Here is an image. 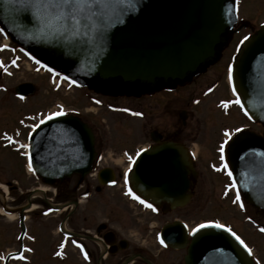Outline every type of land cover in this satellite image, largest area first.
Here are the masks:
<instances>
[{
  "label": "water",
  "instance_id": "1",
  "mask_svg": "<svg viewBox=\"0 0 264 264\" xmlns=\"http://www.w3.org/2000/svg\"><path fill=\"white\" fill-rule=\"evenodd\" d=\"M231 0H109L107 27L102 35L80 42L41 32L35 23L21 26L17 6L0 0V20L38 53L59 60L100 82L120 79L124 83L154 86L161 81H184L212 60L230 26ZM232 82L241 106L264 125V26L249 37L232 69ZM21 97L33 95L31 83L16 88ZM167 146L163 152H145L138 157L131 186L144 200L161 206L183 205L190 198L191 165L185 151ZM264 140L254 134L239 135L228 150V160L246 199L264 210ZM30 164L47 185L74 173L91 170L95 157L92 129L78 117L53 115L39 123L29 142ZM241 152V153H240ZM103 175H108L104 170ZM188 186V187H187ZM254 189L258 193L249 192ZM263 191V192H262ZM262 192V193H261ZM258 198V200L256 199ZM173 227L164 239L175 236ZM186 264H254L244 245L226 229L197 228Z\"/></svg>",
  "mask_w": 264,
  "mask_h": 264
},
{
  "label": "flooded vegetation",
  "instance_id": "2",
  "mask_svg": "<svg viewBox=\"0 0 264 264\" xmlns=\"http://www.w3.org/2000/svg\"><path fill=\"white\" fill-rule=\"evenodd\" d=\"M231 8V27L214 60L202 66L185 81L163 80L145 90L148 91V101L153 103L150 105L153 111L150 113L151 118L154 120V111L159 110V116L156 117L161 122L158 125L153 121L149 137L155 140L147 141V146L142 148L156 151L170 143L175 145L174 149L178 153L179 149L185 151L189 161L187 163L192 165L194 173L187 175L188 183L191 181L192 185L183 191L182 196L190 199L183 205H153L156 209L154 211L141 203V198L137 200L131 194L134 192H129V168L125 171L114 170L110 179L102 177L99 171L85 175L74 174L62 182L57 181L53 185L55 192L47 194L44 179L29 170L26 151L22 152L24 162L10 168L15 177L13 175L4 179L0 176L1 264H23L30 260L40 264H185L191 238L187 236L184 241L175 238L169 246H163L160 237L168 225H173L172 232L177 236L184 231H192L200 224L198 222L191 226L189 212H185L195 207L193 201L201 174L196 165L204 164L206 154L210 158L209 165L224 164L227 147L239 133L254 131L264 136L263 126L256 124L260 129L255 130L252 120L242 112L238 113V97L229 78V67L232 66L241 43L260 24L245 19L236 12L233 3ZM194 86V93L185 96L184 93ZM136 88L142 91L140 86L137 85ZM177 94L184 95L182 99L185 106L181 102V107L175 110L177 121L173 123L174 108L171 104ZM223 102H227V106ZM210 103V107L220 115L213 129L219 132L218 140L212 134L216 139L214 151L213 148L209 150L202 145L212 139V135L203 130L204 125L201 126L200 123L196 131L192 125L194 110ZM139 114L144 118L146 113L140 109ZM238 119L242 121L241 124H236ZM236 128H241V132H235ZM225 129L232 133L231 139L225 134ZM95 137L97 155L93 170L106 159L97 147V134ZM224 140H228V143L223 145L225 151L221 154L219 149ZM26 143L27 141H23V144ZM221 155L224 156L223 160ZM1 173L2 171L0 175ZM109 180L113 184L104 185ZM234 189L243 198L247 212L246 226L250 235L264 238V231H261L264 229V210L244 199L243 193H238V186L235 185ZM61 194L67 196L63 201ZM60 202L67 204L63 207ZM194 211L199 215L200 205ZM231 229L252 247L242 233L232 226ZM21 255L24 259L20 258ZM253 258L256 264L261 263L257 252H254Z\"/></svg>",
  "mask_w": 264,
  "mask_h": 264
},
{
  "label": "rangeland",
  "instance_id": "3",
  "mask_svg": "<svg viewBox=\"0 0 264 264\" xmlns=\"http://www.w3.org/2000/svg\"><path fill=\"white\" fill-rule=\"evenodd\" d=\"M241 15L245 19L257 22V24L264 21V0H243ZM1 36L0 171L2 173L0 176L4 179L13 175L15 177L10 168L24 162L21 154L24 149L21 142L26 140L32 127L54 112L79 115L97 134L99 140L97 147L106 159L95 170L109 167L116 171H125L136 152L147 146L153 121L158 125L161 122L157 118L159 110L158 112L154 111V120L151 118L153 111L150 109V105L153 103L148 101V94L141 93L133 86H125L119 81L116 82L122 87L115 86L116 83L104 85L89 80L82 76L78 70L68 67L65 63L57 62L56 59L52 60L47 55L37 53L28 44H23L26 50L23 52L26 53H21L17 51L18 45L21 44L18 40L11 42L10 48L4 49ZM37 60L39 63L36 62ZM29 82L36 85V94L24 100L19 99L15 94V87ZM195 89V86L190 88L184 95L193 94ZM184 95L177 94L176 97H173L171 104V107L174 108L173 123L177 121L175 110L181 107V102L184 104V99H182ZM210 106L211 103L201 108L199 106L194 110L195 116L192 125L196 131L201 123V126L204 125L203 130L210 135L214 133L218 140L219 132L213 131V129L216 119L220 115ZM140 109L146 113L144 118L141 114L139 115ZM169 114L172 115L171 112ZM211 118L213 120H210ZM241 123L242 121L238 119L236 124ZM253 128L260 129L259 126H253ZM215 136L213 138L212 135V139L207 144L203 142L202 145L207 149L213 148L214 151ZM212 156L214 157V155ZM208 157L209 155L206 154L204 164L196 165V169L201 174L198 191L193 201L195 207L185 211L189 212L188 218L191 226L207 221H219L231 225L251 243L254 252L259 254L260 264H264V238L250 235L246 226L247 212L242 202L235 198V190L230 181L229 165L226 163L224 165H209L210 158ZM45 189L47 194L56 190L54 186H46ZM66 197L65 194H61V201ZM60 203L63 207L67 204L66 202ZM197 204L200 205L199 215L194 211L198 207ZM52 263L48 262L47 264ZM16 264L22 263L16 262ZM23 264L40 263L30 260Z\"/></svg>",
  "mask_w": 264,
  "mask_h": 264
},
{
  "label": "snow or ice",
  "instance_id": "4",
  "mask_svg": "<svg viewBox=\"0 0 264 264\" xmlns=\"http://www.w3.org/2000/svg\"><path fill=\"white\" fill-rule=\"evenodd\" d=\"M17 6L16 11L20 15L21 26H26L27 23H35L39 27L41 32H47L48 34H56L64 39L73 40L76 43L80 42V38H88L93 34L102 35V30L107 27V15L106 9L109 7V0H12ZM0 31H3L0 29ZM35 59V57H33ZM39 63V61H36ZM15 63V61H13ZM229 78L231 79V66L229 67ZM75 83V81H73ZM235 91V89H233ZM240 103L239 99L236 101ZM227 106V102H223ZM61 113H52V115H60ZM235 132H241V128H236ZM225 134L229 139L232 137V133L225 129ZM9 139H11L9 137ZM228 140L222 142V146L219 151L224 153L225 148L223 145L227 144ZM25 147H28L25 145ZM143 151V149H141ZM139 155V153H137ZM221 160L224 156L221 155ZM131 159V158H130ZM31 167V164H29ZM227 167V165H225ZM231 175V173H229ZM235 185H233L234 187ZM131 193V189H129ZM137 200H140L139 196L135 193H131ZM239 200V195H237ZM147 207L153 208L152 204L147 201L141 200ZM155 211L156 209L153 208ZM214 226L216 228L224 229L225 224L219 221H207L204 224L197 225V228H205ZM197 229H193L195 232ZM235 238L244 245L248 253L251 254L252 249L248 248V245L232 231L231 228L227 229ZM264 231V229H261ZM75 243V241H74ZM163 243V240H161ZM63 247V245H61ZM87 256V253H85ZM21 259L24 257L21 255Z\"/></svg>",
  "mask_w": 264,
  "mask_h": 264
}]
</instances>
